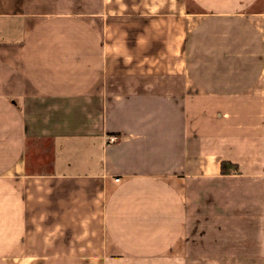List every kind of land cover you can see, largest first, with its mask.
Segmentation results:
<instances>
[{"label": "crops", "instance_id": "0c3cea01", "mask_svg": "<svg viewBox=\"0 0 264 264\" xmlns=\"http://www.w3.org/2000/svg\"><path fill=\"white\" fill-rule=\"evenodd\" d=\"M0 264H264V0H0Z\"/></svg>", "mask_w": 264, "mask_h": 264}, {"label": "trees", "instance_id": "16d2710c", "mask_svg": "<svg viewBox=\"0 0 264 264\" xmlns=\"http://www.w3.org/2000/svg\"><path fill=\"white\" fill-rule=\"evenodd\" d=\"M224 168H225V164L223 163V170H224Z\"/></svg>", "mask_w": 264, "mask_h": 264}, {"label": "rangeland", "instance_id": "374dc122", "mask_svg": "<svg viewBox=\"0 0 264 264\" xmlns=\"http://www.w3.org/2000/svg\"><path fill=\"white\" fill-rule=\"evenodd\" d=\"M189 3H187V5H188Z\"/></svg>", "mask_w": 264, "mask_h": 264}, {"label": "built area", "instance_id": "2783aa9c", "mask_svg": "<svg viewBox=\"0 0 264 264\" xmlns=\"http://www.w3.org/2000/svg\"><path fill=\"white\" fill-rule=\"evenodd\" d=\"M116 180H118V179H116Z\"/></svg>", "mask_w": 264, "mask_h": 264}]
</instances>
